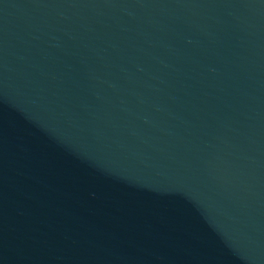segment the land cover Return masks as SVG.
I'll return each mask as SVG.
<instances>
[{
	"label": "water",
	"instance_id": "obj_1",
	"mask_svg": "<svg viewBox=\"0 0 264 264\" xmlns=\"http://www.w3.org/2000/svg\"><path fill=\"white\" fill-rule=\"evenodd\" d=\"M0 264H264V0H0Z\"/></svg>",
	"mask_w": 264,
	"mask_h": 264
}]
</instances>
